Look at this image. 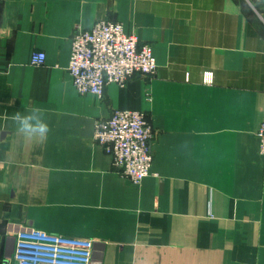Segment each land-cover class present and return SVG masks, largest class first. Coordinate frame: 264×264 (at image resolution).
<instances>
[{"label":"crops","instance_id":"1","mask_svg":"<svg viewBox=\"0 0 264 264\" xmlns=\"http://www.w3.org/2000/svg\"><path fill=\"white\" fill-rule=\"evenodd\" d=\"M263 2L0 0V264L32 227L90 238L92 264H264ZM98 18L149 42L155 73L78 93L70 36ZM113 108L154 129L139 183L92 139ZM36 110L47 133H18Z\"/></svg>","mask_w":264,"mask_h":264},{"label":"built area","instance_id":"2","mask_svg":"<svg viewBox=\"0 0 264 264\" xmlns=\"http://www.w3.org/2000/svg\"><path fill=\"white\" fill-rule=\"evenodd\" d=\"M44 60L42 50L29 57L31 64ZM156 67L151 44L139 43L119 20L98 18L70 36L67 70L78 93L101 96L106 83L122 84L134 74L150 76ZM154 134L143 110L113 108L107 117L94 120L92 139L110 155L116 172L139 183L149 173ZM256 135L258 151L264 154V120ZM92 247L90 238L35 227L20 229L14 235L12 264H92Z\"/></svg>","mask_w":264,"mask_h":264},{"label":"clouds","instance_id":"3","mask_svg":"<svg viewBox=\"0 0 264 264\" xmlns=\"http://www.w3.org/2000/svg\"><path fill=\"white\" fill-rule=\"evenodd\" d=\"M38 110L34 111L31 115L21 116L17 113L14 117L18 133L25 137H32L35 134H40L41 137L48 131V126L42 119L36 115Z\"/></svg>","mask_w":264,"mask_h":264},{"label":"rangeland","instance_id":"4","mask_svg":"<svg viewBox=\"0 0 264 264\" xmlns=\"http://www.w3.org/2000/svg\"><path fill=\"white\" fill-rule=\"evenodd\" d=\"M263 4H264V2H263ZM131 32V31H130ZM132 33H134V32H132ZM135 34V33H134ZM137 36V35H136ZM137 39H138V37H137ZM154 55V54H153ZM157 64V63H156Z\"/></svg>","mask_w":264,"mask_h":264},{"label":"bare ground","instance_id":"5","mask_svg":"<svg viewBox=\"0 0 264 264\" xmlns=\"http://www.w3.org/2000/svg\"><path fill=\"white\" fill-rule=\"evenodd\" d=\"M69 54H70V52H69ZM206 78V77H205Z\"/></svg>","mask_w":264,"mask_h":264}]
</instances>
